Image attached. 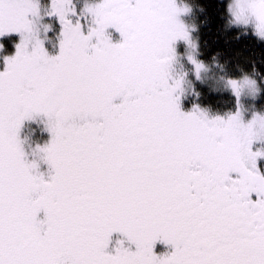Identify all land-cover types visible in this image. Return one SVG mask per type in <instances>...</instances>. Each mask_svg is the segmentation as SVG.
<instances>
[{
    "label": "snow or ice",
    "instance_id": "obj_1",
    "mask_svg": "<svg viewBox=\"0 0 264 264\" xmlns=\"http://www.w3.org/2000/svg\"><path fill=\"white\" fill-rule=\"evenodd\" d=\"M41 11L0 0V38L21 37L0 70V264H264V114L245 120L242 104L261 84L228 78L226 116L181 110L174 45L195 44L178 0H99L87 32L73 0H51L56 55L39 39ZM228 11L264 40V0ZM188 59L199 78L204 64ZM37 116L48 178L21 138ZM157 241L173 250L158 255Z\"/></svg>",
    "mask_w": 264,
    "mask_h": 264
},
{
    "label": "trees",
    "instance_id": "obj_2",
    "mask_svg": "<svg viewBox=\"0 0 264 264\" xmlns=\"http://www.w3.org/2000/svg\"><path fill=\"white\" fill-rule=\"evenodd\" d=\"M179 1L186 3L191 9L189 18L196 28L195 37L201 59L215 66L218 72L228 78L237 79L245 75L256 78L262 87L257 104L264 109V40L258 39L247 29L235 27L229 23L228 0ZM40 3L42 11L41 18L37 21L38 28H43L49 23H58L57 16L47 15L50 11L51 0H40ZM3 40V44H6L5 53L11 52L12 43L16 42L17 37L12 35ZM180 73L184 74L183 71ZM205 89L203 86L200 88L205 105L200 106L201 108L209 109V111L219 110L223 114L235 111L233 97L230 94L226 92L211 95L210 90ZM115 102H122V98H118ZM180 102L184 104V106L180 104L182 111H192L191 101L185 102L180 98ZM159 248H161L159 255L170 253L173 250L171 245L163 241H157L155 252Z\"/></svg>",
    "mask_w": 264,
    "mask_h": 264
},
{
    "label": "rangeland",
    "instance_id": "obj_3",
    "mask_svg": "<svg viewBox=\"0 0 264 264\" xmlns=\"http://www.w3.org/2000/svg\"><path fill=\"white\" fill-rule=\"evenodd\" d=\"M99 2V0H73V4L76 9L77 16L81 18L82 23L84 24V31L87 32L89 26L92 25V17L90 15L85 16V8L87 5L94 4ZM178 3L180 6L184 7L187 6L190 8L186 3L180 2L178 0ZM231 3V0H228V5ZM229 13V11H228ZM230 21L232 19L230 13ZM76 17H74L75 19ZM180 19L188 25L189 29L192 32V38L195 44V48L191 49L188 47V45L184 41H177L174 45L177 50V61L173 66V75L180 77H184V83H183V92L180 94V98H182L183 101H191L192 107L198 105L199 107L205 106L203 104V96L201 93L200 88L203 86L206 89L210 90L209 93L211 95H219L226 93L230 94L233 97V105L236 107L235 104V97L231 94V91L226 88L225 81L228 79L225 75L221 74L216 70L215 66H211L207 64L205 61H203L200 57L199 51H198V43L195 37L196 28L194 25L190 22L189 13L187 15H182ZM234 26V25H232ZM238 27V26H235ZM244 28V27H240ZM249 31H251L250 28H244ZM62 30L61 24L58 22L54 24H46L43 28H38V35L39 39H41L44 42V46L49 51L50 55H56L59 52V41L61 39L60 33ZM107 32L110 35L116 36L117 40L112 41L113 43H120L123 40V37L121 34L115 29V28H109ZM252 32V31H251ZM15 35L17 37L16 42H14L13 47L14 50L12 52L5 53L6 50V44H3V39ZM20 35L13 33L11 35H6L3 38H0V44L3 45V48H0V70H3L5 66L4 58L8 56H12L16 52V45L20 42ZM95 42V39L93 40ZM189 55H195L197 60L202 62L204 64V69L201 70L199 74V78H197L195 66L189 61L188 56ZM184 72V74L180 72ZM180 73V74H179ZM250 76V75H248ZM244 76L237 78L242 79ZM251 78L257 80L256 78L250 76ZM258 81V80H257ZM259 82V81H258ZM199 87V89H197ZM210 88V89H208ZM260 94L258 97L253 98L250 96H247L245 94L244 98L242 99V104L245 109V120L251 119L253 113L260 112L264 114V109H261V107L258 106L257 102L259 100ZM180 104H183V102H180ZM200 107V108H201ZM205 110L210 117L216 116V115H222L226 116L228 113H220L219 110H211L201 108ZM209 111V112H208ZM47 118L44 116H37L36 119L31 121H25L24 126L21 131V138L25 141V150L28 153V159L36 160L40 165V171L44 172L46 175V178L49 176V166L45 163L43 166V161L40 160L39 154L33 155V150L37 146H43L44 144L48 143L51 139L50 133L47 131V125H46ZM262 145L260 143H257L255 147H261ZM262 171H264V162H262ZM40 218H44L43 211L40 213ZM119 237V234L114 235L113 241H115L116 238ZM114 247V244H113ZM161 248L157 250V254L159 255V251L161 253Z\"/></svg>",
    "mask_w": 264,
    "mask_h": 264
},
{
    "label": "bare ground",
    "instance_id": "obj_4",
    "mask_svg": "<svg viewBox=\"0 0 264 264\" xmlns=\"http://www.w3.org/2000/svg\"><path fill=\"white\" fill-rule=\"evenodd\" d=\"M49 52V51H48Z\"/></svg>",
    "mask_w": 264,
    "mask_h": 264
}]
</instances>
